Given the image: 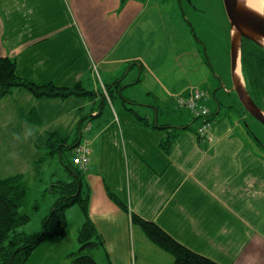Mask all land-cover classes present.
I'll use <instances>...</instances> for the list:
<instances>
[{
    "label": "crops",
    "instance_id": "0c3cea01",
    "mask_svg": "<svg viewBox=\"0 0 264 264\" xmlns=\"http://www.w3.org/2000/svg\"><path fill=\"white\" fill-rule=\"evenodd\" d=\"M187 33L159 0H0V57L14 58L19 76L37 84L79 82L93 91L35 97L15 88L0 100V145L13 149L25 130L29 143L39 137L46 150L49 133L59 139L77 133L72 153L78 145L88 149L86 166L76 167L104 244L103 254L95 252L98 263L172 264V255L131 221L135 213L221 264H264V232L235 203L237 194L255 192L264 199V149L236 101L225 100L229 87ZM116 81L123 85L121 93L131 87L128 98L135 102L137 93L146 97L139 105L149 108L150 119L154 111L147 119L159 126L138 122L122 103L116 108L113 102L111 110L101 83ZM195 89L204 91L203 103L216 112L204 137L195 134L199 120L190 111L173 119L168 110L182 109L176 107L177 95ZM162 113L168 118L159 122ZM162 124L191 128L178 129L166 152ZM257 149L260 159H252ZM42 156L43 151L36 154L34 163Z\"/></svg>",
    "mask_w": 264,
    "mask_h": 264
},
{
    "label": "trees",
    "instance_id": "16d2710c",
    "mask_svg": "<svg viewBox=\"0 0 264 264\" xmlns=\"http://www.w3.org/2000/svg\"><path fill=\"white\" fill-rule=\"evenodd\" d=\"M202 53L207 61H209L204 49ZM240 67L249 95L251 94L253 99H255L254 101L259 103L262 110H264V47L247 38H242ZM139 80L141 79L139 78ZM101 86L104 98H106L112 110L114 106V91H112V89L116 90L120 95L122 94L121 87H123V85H120L118 81H116L108 84L101 83ZM15 88H23L35 97H67L71 95L93 94L92 90L84 88L79 82L72 86H58L52 82L37 84L16 73V61L14 58L8 56L0 57V100L3 96L11 93ZM198 90L204 93L202 89ZM125 100L136 104L134 100H130L128 97H126ZM204 100L205 97L202 98V100L198 99L196 101V106L201 105L208 109L203 103ZM122 102L124 105L123 107L128 110L138 122L145 125L159 126L154 120L149 123L145 115L139 113L134 107L127 106L125 101ZM153 103L158 102L153 99ZM176 107L187 109L193 114L194 119L196 118L199 120V124L194 131L199 137H204L212 127L214 114L216 112L213 111L210 113V111H208L207 114L200 115V113H196V110L199 108L195 111H191L189 108L178 106L177 103ZM31 114L33 115L32 118L35 119L34 113L32 112ZM206 122L208 123L206 132L202 133L200 136L198 127ZM191 124L185 126L162 124L160 127L166 131V136L161 143L163 149L169 152L178 134V129L184 127L191 128ZM59 138V136H56V133H49L46 141L47 148L50 146L56 147L60 141L62 142L61 146L64 145L65 139ZM53 150L54 149L51 151ZM66 167L72 171L73 177L68 182L62 181L56 184L59 187V196L52 203L51 210L43 219V232L41 233H28L18 230L17 228L29 220V214L23 209V205L26 204L28 198L27 177L25 178L23 173H13L3 177L0 176V264H25L33 249L42 239L47 236L63 237L66 234L64 210L67 206L72 204H77L79 206L83 214V222L77 230L79 248L66 255L69 259V264H98L91 253V249L97 246L104 248V244L102 236L97 231V228L88 214L87 186H85L86 188L84 190L83 186L85 184L82 179V173L77 167H72L68 164H66ZM109 195L114 198L121 208L127 210V206L116 199L113 193L109 192ZM131 221L143 230L150 241L172 255V264H221L209 256L182 244L154 220L146 219L138 214L131 213Z\"/></svg>",
    "mask_w": 264,
    "mask_h": 264
},
{
    "label": "rangeland",
    "instance_id": "374dc122",
    "mask_svg": "<svg viewBox=\"0 0 264 264\" xmlns=\"http://www.w3.org/2000/svg\"><path fill=\"white\" fill-rule=\"evenodd\" d=\"M159 3L165 11L175 13L176 21L180 20L184 25V30L188 31L187 34L191 43L195 41L202 50L204 49L206 56L210 60L213 72L220 74L224 81V88L225 86L229 87L227 90L230 91L231 95L229 97H224L225 100L231 103L233 102L231 99L236 101L237 105L235 107L238 108L239 111L242 110L247 115L248 121L245 120V124L250 125L249 129L252 131V135L262 143V149H264V125L251 116L243 107L239 106L241 103L238 96L236 92L231 89L230 24L225 12L223 0H165L163 2L159 0ZM112 91H114L113 102L116 108L118 104L125 101L127 106L143 111L142 115L143 113H147V116H145L150 119L148 114L149 108L139 105V103L145 102L146 97L143 94L138 95L137 93L136 104H133L125 100L128 95L132 96L131 87H126L123 90L124 93L120 95L116 90L112 89ZM218 91L220 93L225 90L219 88ZM226 94L229 95V93ZM219 96L222 97V95ZM131 98L132 97H130V100H132ZM150 102H153L152 98ZM171 106L170 104L169 108H171ZM168 110L170 117L173 119H175L179 112H184L185 115L188 113L187 109L172 108ZM153 117L154 111H152L151 119H153ZM167 118L168 113H162L159 122L165 121ZM66 134L68 133H64V135ZM66 136L62 137L66 140L64 141V145L61 146L62 142L60 141L56 147L50 146L45 150L41 147L42 141L39 137L34 138L33 141L29 143V135L26 134L25 130H20L21 140L17 146L7 150L4 145H0V176L3 177L8 174L22 173L20 171L25 170L24 176L28 178V198L26 204L23 205V209L29 214V220L17 227L18 230L28 233L33 231L41 233L45 209L49 206V213L52 203L59 196V187L56 184L62 181L68 182L72 179L73 173L66 167V164L76 167V164L73 163L72 160L74 153H72L71 145L76 141L77 133H72L69 137ZM52 149L54 150L51 151ZM47 150H49V154L46 152ZM41 151H43L44 157L47 154L48 156H46L42 162L34 163L36 154H40ZM5 152L12 154L13 158L2 156ZM259 154L260 152L257 149L252 159H260ZM237 158L241 159V157ZM17 166L22 168H17ZM32 172L34 173L33 175ZM85 186L86 185L83 186L84 190L86 188ZM251 194L254 195H247L245 197L242 194H237L235 203L238 208L246 211L244 214L247 220L250 221L256 229L264 232V199H257L255 192ZM64 213L66 234L63 237L47 236L42 239L32 251V253H34L32 264H66L67 260L69 264V259L66 257V254L79 248L77 230L83 222V214L77 204L67 206ZM79 215H82V219ZM77 216L78 220L76 219ZM48 239L50 242H46ZM98 250H100V254L104 253L103 248L100 246L91 249V253L97 263L100 262L95 253ZM61 256H64L63 259H66V261L60 258ZM27 261L28 260H26L25 264H27Z\"/></svg>",
    "mask_w": 264,
    "mask_h": 264
},
{
    "label": "water",
    "instance_id": "95a60500",
    "mask_svg": "<svg viewBox=\"0 0 264 264\" xmlns=\"http://www.w3.org/2000/svg\"><path fill=\"white\" fill-rule=\"evenodd\" d=\"M223 5L230 24L231 89L236 92L242 107L264 125V111L249 95L241 67L240 73H237V64L240 66L242 38H247L264 47V12L252 9L242 0H223Z\"/></svg>",
    "mask_w": 264,
    "mask_h": 264
},
{
    "label": "built area",
    "instance_id": "2783aa9c",
    "mask_svg": "<svg viewBox=\"0 0 264 264\" xmlns=\"http://www.w3.org/2000/svg\"><path fill=\"white\" fill-rule=\"evenodd\" d=\"M204 93L198 89H195L194 91H191L185 95H179L177 96L176 103L180 107H186L189 108L191 111H195L197 108L196 113H200V115H205L208 113V109L205 106H196V101L202 100L204 98ZM208 126V123H203V125L198 127L199 134L201 136L202 133L206 132V128ZM88 149L84 145H78L75 148V152L73 154V163L80 167H85L88 162Z\"/></svg>",
    "mask_w": 264,
    "mask_h": 264
},
{
    "label": "bare ground",
    "instance_id": "6f19581e",
    "mask_svg": "<svg viewBox=\"0 0 264 264\" xmlns=\"http://www.w3.org/2000/svg\"><path fill=\"white\" fill-rule=\"evenodd\" d=\"M245 4L256 11L262 12L264 7V0H242ZM264 43V40H263ZM237 73H240V66L237 64Z\"/></svg>",
    "mask_w": 264,
    "mask_h": 264
},
{
    "label": "flooded vegetation",
    "instance_id": "af4514ba",
    "mask_svg": "<svg viewBox=\"0 0 264 264\" xmlns=\"http://www.w3.org/2000/svg\"><path fill=\"white\" fill-rule=\"evenodd\" d=\"M244 79V78H243ZM250 96L252 97V95L250 94ZM252 99H253V97H252ZM253 100H255V99H253ZM255 103H256V101H254ZM260 108H261V105H259V103H256ZM239 106L240 107H242L240 104H239ZM262 109V108H261ZM264 111V110H263Z\"/></svg>",
    "mask_w": 264,
    "mask_h": 264
}]
</instances>
